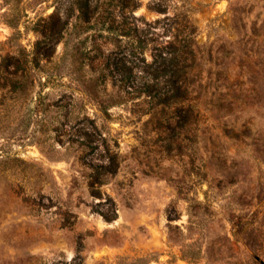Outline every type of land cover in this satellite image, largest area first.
<instances>
[{
	"label": "rangeland",
	"instance_id": "374dc122",
	"mask_svg": "<svg viewBox=\"0 0 264 264\" xmlns=\"http://www.w3.org/2000/svg\"><path fill=\"white\" fill-rule=\"evenodd\" d=\"M75 1L0 0V264H264V0ZM173 38L185 126L131 86Z\"/></svg>",
	"mask_w": 264,
	"mask_h": 264
},
{
	"label": "trees",
	"instance_id": "16d2710c",
	"mask_svg": "<svg viewBox=\"0 0 264 264\" xmlns=\"http://www.w3.org/2000/svg\"><path fill=\"white\" fill-rule=\"evenodd\" d=\"M75 9L78 11L77 17L83 23H89L95 8H91L90 0H76ZM54 26L61 33L65 23L58 25L56 22ZM104 27L107 31L112 30L111 26ZM187 40V38L181 41L176 40V38L168 39L164 44L152 48L150 62H145L144 58V71L148 78L138 85L131 84L133 91L139 90L146 93L147 100L145 103L148 105V108H146L148 113H152V111L153 114L158 113L156 108L160 105L162 107L160 112L163 111L162 115L166 122L169 123L175 119V122L180 126H185L193 121L199 122L204 118L200 110L194 108L189 102L193 79L190 78L187 72L193 66V54L191 44ZM131 41L133 55L143 52V48L140 47L144 40L137 38V42H134V39L131 38ZM123 79L124 76L119 78V81ZM169 106L174 107L175 110L166 113L164 108Z\"/></svg>",
	"mask_w": 264,
	"mask_h": 264
}]
</instances>
